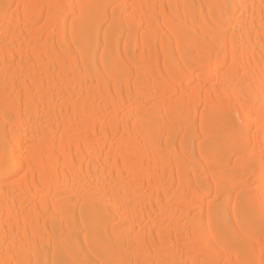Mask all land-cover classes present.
<instances>
[{
    "label": "bare ground",
    "instance_id": "obj_1",
    "mask_svg": "<svg viewBox=\"0 0 264 264\" xmlns=\"http://www.w3.org/2000/svg\"><path fill=\"white\" fill-rule=\"evenodd\" d=\"M262 5L0 0V264L264 260Z\"/></svg>",
    "mask_w": 264,
    "mask_h": 264
},
{
    "label": "snow or ice",
    "instance_id": "obj_2",
    "mask_svg": "<svg viewBox=\"0 0 264 264\" xmlns=\"http://www.w3.org/2000/svg\"><path fill=\"white\" fill-rule=\"evenodd\" d=\"M12 5H6V8L10 9ZM19 7V6H16ZM27 7V6H25ZM264 9V5H262ZM261 30L264 31V10L261 13ZM262 134H264V111L260 115ZM244 190L241 189L239 192H236V203L232 206V212L227 216V218L221 217L219 223L214 224L211 219V211L209 216V228L216 236L217 241H219L224 234L229 231H237L242 227L241 217L244 213L250 212V209L247 206L246 201L244 200ZM261 219L264 221V202L261 204ZM233 217L235 222H233ZM262 248H264V240H262ZM26 264V262H25ZM122 264V262H121ZM241 264H264V260L256 261L255 259H247L241 262Z\"/></svg>",
    "mask_w": 264,
    "mask_h": 264
},
{
    "label": "rangeland",
    "instance_id": "obj_3",
    "mask_svg": "<svg viewBox=\"0 0 264 264\" xmlns=\"http://www.w3.org/2000/svg\"><path fill=\"white\" fill-rule=\"evenodd\" d=\"M124 227H127V225H125ZM124 227H123V228H124ZM124 229H125V228H124Z\"/></svg>",
    "mask_w": 264,
    "mask_h": 264
}]
</instances>
